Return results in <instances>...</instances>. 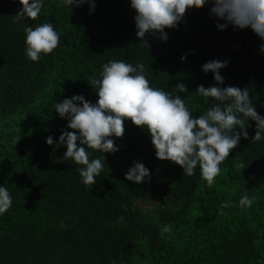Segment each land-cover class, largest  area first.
<instances>
[{"label": "trees", "instance_id": "obj_1", "mask_svg": "<svg viewBox=\"0 0 264 264\" xmlns=\"http://www.w3.org/2000/svg\"><path fill=\"white\" fill-rule=\"evenodd\" d=\"M60 2L43 0L37 20L17 23L19 0H0V186L12 197L0 214V264H264V138L251 142L255 121L247 122L249 138L241 137L212 187L199 166L189 177L156 159L147 131L130 120L122 138L112 137L120 151L87 149L90 160L105 156L90 190L81 166L62 162L66 146L46 144L48 136L58 141L67 125L56 103L73 95L95 103L88 81L111 60L142 63L150 86L180 95L194 117L216 103L196 93L201 84L247 87L264 116V41L251 29L219 30L224 21L210 15L211 3L187 11L178 29H165L167 42L146 36L145 46L135 34L130 0H94L91 14L88 3L71 11ZM42 23L53 24L60 43L32 62L24 27ZM212 60L228 61L220 69L222 85L202 71ZM178 83L188 91L179 92ZM134 160L149 169L150 181L125 179ZM244 195L254 201L250 208L239 204ZM225 202L231 206L221 212Z\"/></svg>", "mask_w": 264, "mask_h": 264}, {"label": "clouds", "instance_id": "obj_2", "mask_svg": "<svg viewBox=\"0 0 264 264\" xmlns=\"http://www.w3.org/2000/svg\"><path fill=\"white\" fill-rule=\"evenodd\" d=\"M12 2L15 3V0ZM85 3L89 4V14L95 11L94 0H61L58 7H79ZM209 3L212 5L210 15L224 21L217 23L219 30H226L229 25L234 31L251 29L264 41V0H130V7L136 13L133 18L135 34L145 46H150L146 36L167 42L169 37L165 29H178L179 24L185 22L189 9L200 10ZM19 4L22 7L14 16L15 22L35 21L41 13L43 0H19ZM24 32L25 55L32 62H38L42 54H51L60 43V36L52 23H42L34 28L26 25ZM260 52L264 53V44L260 45ZM185 59L186 56L182 55L181 61ZM227 65L226 60H212L202 65V71L212 72L216 84L222 85L224 77L220 69ZM145 72L142 63L133 66L124 61L111 60L102 65L99 78L94 76L88 81L98 95L95 103L86 100L83 95H73L56 103L54 111L61 119H67V125L58 141L48 136L46 144L54 150L66 146L62 162L71 160L81 166L77 171L86 190L96 184L105 160L104 155L90 160L87 149L103 154L120 151L112 137L124 136L126 120L147 131L156 159L178 165L183 175L189 177L199 166L200 178L208 187L213 186L220 174V165L238 147L241 137L249 138V120L256 124L251 142L264 138V116L253 107L247 87L205 88L199 85L196 93L213 98L216 103L194 117L180 95L173 97L162 89L150 86ZM175 87L181 93L188 91L184 83ZM234 166L238 169L243 167L239 163ZM125 179L141 184L150 181L151 173L143 163L134 160L125 173ZM253 202L248 195H244L239 204L250 208ZM11 205L12 197L8 189L0 186V214L7 212ZM230 206L227 202L222 203L221 212ZM163 231L170 232L171 228L165 226Z\"/></svg>", "mask_w": 264, "mask_h": 264}, {"label": "rangeland", "instance_id": "obj_3", "mask_svg": "<svg viewBox=\"0 0 264 264\" xmlns=\"http://www.w3.org/2000/svg\"><path fill=\"white\" fill-rule=\"evenodd\" d=\"M190 10V9H189ZM188 10V11H189ZM157 201H154V202H152V203H150L149 205H148V207H151L153 204H155Z\"/></svg>", "mask_w": 264, "mask_h": 264}]
</instances>
